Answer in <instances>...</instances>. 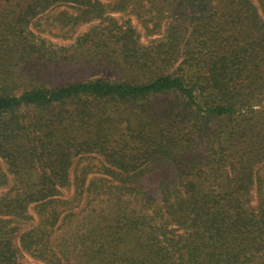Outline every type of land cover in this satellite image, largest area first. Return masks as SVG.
<instances>
[{
	"label": "trees",
	"instance_id": "1",
	"mask_svg": "<svg viewBox=\"0 0 264 264\" xmlns=\"http://www.w3.org/2000/svg\"><path fill=\"white\" fill-rule=\"evenodd\" d=\"M18 1L0 47V157L15 181L0 195V264H22L13 220L60 202L86 154L124 183L164 160L175 181L163 180L152 213L126 199L93 206L77 225L78 264H264V17L255 0H173L152 18L161 33L148 44L96 0H23L99 18L69 48L37 40L28 25L21 31ZM103 66L123 78L88 79ZM92 190L95 202L102 189L77 186ZM43 236L37 249L47 258ZM23 240L32 254L43 242Z\"/></svg>",
	"mask_w": 264,
	"mask_h": 264
},
{
	"label": "rangeland",
	"instance_id": "2",
	"mask_svg": "<svg viewBox=\"0 0 264 264\" xmlns=\"http://www.w3.org/2000/svg\"><path fill=\"white\" fill-rule=\"evenodd\" d=\"M171 1L173 0H166L165 2L157 0L155 4L144 2L143 6L136 8L134 5H130L128 0H126V4L124 0H96V8L101 9L104 14L120 19L125 25L132 24L140 33L141 41L144 44H148L161 33L156 20L153 21L152 18L164 15ZM17 2L19 1L12 0L8 2L7 0H0V47L4 34V24L13 23V20L18 18L20 6H18ZM20 3L24 4L23 16H26L24 20L26 23H24V26L21 24V31L28 25V32H33L37 40H45L58 47H71L75 44L78 37L89 32L100 21L98 17L83 12V8L72 5L55 4L49 6L48 9H44L43 6L46 4L41 1L37 3L35 1L20 0ZM255 3L264 17V0H255ZM159 5L161 8H159ZM30 6L33 7L32 10H29ZM15 11L17 13L13 15ZM31 66L34 69L33 72H35L36 66L34 64H31ZM74 75L70 74L61 77L76 79L77 76ZM92 75L88 79L108 78L117 80L123 78V73L114 66L98 68ZM37 76L39 77L40 74ZM15 78H17L16 81H19L18 77ZM5 91L9 92V90ZM19 91V83L16 82L10 92L17 94ZM164 100L162 99V101ZM102 160L101 157L94 154H86L75 159L69 171L73 182L72 188L64 190V195L60 197V202L48 206L47 209L32 205L30 207L32 219L25 222L13 220L11 227L17 228L15 239L20 249L22 264H67V259H71V264H78L79 260L76 259L75 243L80 241L78 239V229L80 228L77 225L81 219L86 218L90 214L89 210L93 206L100 209L109 205L111 201L127 200L125 206L128 208L132 209L128 204L130 203L137 205L139 209L144 208L146 212L152 213L160 205L163 180L170 187H173L175 181L174 170L164 160L152 161L146 166L145 174L135 183H124L121 181L117 175H113L108 171ZM259 172L264 176V165L260 166ZM82 183L85 187L90 185L92 188L98 187L102 189L103 194L100 195L99 200L93 201L96 197L93 195V190L80 195V191H77V186H82ZM14 184L13 175L9 173L5 161L0 157V195L10 192L14 188ZM254 204H258L257 197ZM139 209L137 208V210ZM61 211L63 212L60 214L59 220L52 228L50 225L51 216ZM38 232H41V235H36ZM44 233L50 234L51 239L45 250L47 258H44L42 252L37 249L43 247V243L47 239L46 236H43ZM37 237L43 240V242L39 241L41 245H37L36 249L34 248L35 252L33 254L38 257L33 256V250L26 249L24 246L25 240H23L26 238L27 240H35ZM29 244L31 245L30 242ZM66 255L67 257H64ZM43 259L58 261L49 263Z\"/></svg>",
	"mask_w": 264,
	"mask_h": 264
}]
</instances>
